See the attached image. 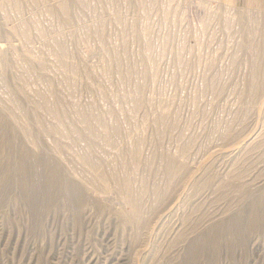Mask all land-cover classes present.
<instances>
[{
    "label": "rangeland",
    "instance_id": "rangeland-1",
    "mask_svg": "<svg viewBox=\"0 0 264 264\" xmlns=\"http://www.w3.org/2000/svg\"><path fill=\"white\" fill-rule=\"evenodd\" d=\"M16 3L39 39L0 41V264H264V8Z\"/></svg>",
    "mask_w": 264,
    "mask_h": 264
},
{
    "label": "crops",
    "instance_id": "crops-1",
    "mask_svg": "<svg viewBox=\"0 0 264 264\" xmlns=\"http://www.w3.org/2000/svg\"><path fill=\"white\" fill-rule=\"evenodd\" d=\"M222 1L242 4L248 7L264 8V0H222ZM17 5L18 4L16 3V0H0V18H6L7 20L14 22L21 17L22 20L20 25H17L15 29L14 28L12 29L9 25H7L6 27L1 25L0 41L7 43L12 42V44L22 43L23 46H20V48L23 49L24 47L31 48L33 47L32 45H34L37 42L36 37L37 39H39V30H38L39 23L36 22V24H32V21L30 19H28V22L23 23L24 13L23 11L18 12V10L19 9L23 10L24 8L34 9L35 7H18ZM3 9H6L5 14L1 13ZM35 33L36 35H34ZM11 37L14 39H11ZM24 44L27 45L24 46Z\"/></svg>",
    "mask_w": 264,
    "mask_h": 264
},
{
    "label": "bare ground",
    "instance_id": "bare-ground-1",
    "mask_svg": "<svg viewBox=\"0 0 264 264\" xmlns=\"http://www.w3.org/2000/svg\"><path fill=\"white\" fill-rule=\"evenodd\" d=\"M43 156H44L43 157L44 160L43 162H41V165L44 167L42 172L44 173V179H45L44 180V183H45L44 187L46 188L45 191H48V185L54 184L55 186L58 185V187L60 189H63L66 193H69L71 191V187L67 185L66 182L61 181L62 178L59 175L55 162L51 161V159H49L48 156H45V155ZM26 160L25 158L22 160H19V164L16 166L17 168L14 173V175L17 174V176L16 177L13 176V177L19 180L20 184L25 187V190H28V187H29L28 177L30 176V172L34 168L39 170V168L41 167H38L37 164L35 165L34 163L32 162L30 163ZM12 175H13L12 173L10 174L8 173V171H4L3 182H1V184L3 186H9L14 180V178L11 179ZM44 187L42 188L43 191H44ZM252 224H254V222Z\"/></svg>",
    "mask_w": 264,
    "mask_h": 264
}]
</instances>
